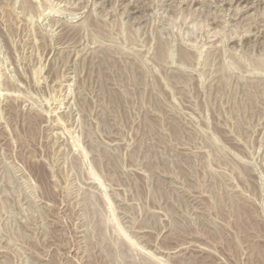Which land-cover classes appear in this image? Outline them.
I'll return each mask as SVG.
<instances>
[{
    "label": "rangeland",
    "instance_id": "obj_1",
    "mask_svg": "<svg viewBox=\"0 0 264 264\" xmlns=\"http://www.w3.org/2000/svg\"><path fill=\"white\" fill-rule=\"evenodd\" d=\"M262 64L264 0H0V264H264Z\"/></svg>",
    "mask_w": 264,
    "mask_h": 264
},
{
    "label": "bare ground",
    "instance_id": "obj_2",
    "mask_svg": "<svg viewBox=\"0 0 264 264\" xmlns=\"http://www.w3.org/2000/svg\"><path fill=\"white\" fill-rule=\"evenodd\" d=\"M262 65H264V64H262ZM259 67V66H258ZM260 69V68H259ZM263 69V68H262ZM44 170V169H43ZM40 171V170H39ZM42 171V170H41ZM41 173V172H40ZM39 173V175H41ZM43 173V172H42ZM44 174V173H43ZM43 174L41 175V181L45 184L46 183V180H45V176H43ZM45 175V174H44Z\"/></svg>",
    "mask_w": 264,
    "mask_h": 264
}]
</instances>
